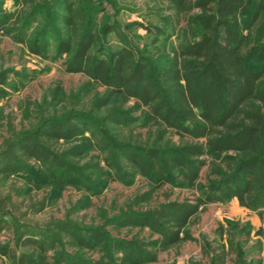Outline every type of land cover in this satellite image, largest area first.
<instances>
[{"label": "rangeland", "instance_id": "rangeland-1", "mask_svg": "<svg viewBox=\"0 0 264 264\" xmlns=\"http://www.w3.org/2000/svg\"><path fill=\"white\" fill-rule=\"evenodd\" d=\"M70 1L91 15L97 31L116 25L152 67H160L198 33L197 26L187 21L198 8L177 14L170 0ZM260 1L264 2L248 0L242 18L248 35L246 64L251 69L264 66L255 51L264 45V12L251 22ZM63 14V0H0V150L14 133L33 132L44 119L81 115L70 120L76 129L69 137L52 144L68 166L48 171L34 165L29 172L7 179L15 187L23 186L24 197L46 196L44 211L28 214L25 220L68 221L92 231L91 246L60 235L56 250L63 253L61 264H208L221 247L232 256L241 252L246 264H264V206L248 209L235 198L210 203L190 217L185 238L166 249L147 224L131 221V215L164 202H193V189L181 182L174 169L164 183L156 184L123 155L131 143L146 138L152 142L158 128L145 119L142 108L131 112L132 98L114 96V102L97 107L95 102L106 87L84 73L64 70L66 55L56 50L65 33ZM98 41L93 50L99 57L121 45L114 31L100 34ZM34 44L40 55L31 49ZM109 109L119 116L118 122L107 119ZM167 138L182 140L172 129L163 133V140ZM203 158L200 180L205 184L211 156ZM228 158L234 163L236 156L230 153ZM6 185L0 184L1 189L6 190ZM7 237L6 231L0 232V245ZM0 264H11L1 252Z\"/></svg>", "mask_w": 264, "mask_h": 264}, {"label": "trees", "instance_id": "trees-1", "mask_svg": "<svg viewBox=\"0 0 264 264\" xmlns=\"http://www.w3.org/2000/svg\"><path fill=\"white\" fill-rule=\"evenodd\" d=\"M170 1L177 14L198 8L187 18L198 33L160 67L149 65L116 25L97 31L91 15H85L70 0H63L65 33L56 47L59 55H66V72L84 73L106 87L95 102L97 107L114 102V96L132 98L131 112L142 108L145 119L158 128L152 142L146 138L131 143L123 153L126 159L156 184L164 183L174 169L181 182L193 189V202L168 201L131 215L132 222L147 224L158 234L162 249L182 241L190 217L210 203L235 198L248 209L264 206V66L251 69L246 64L248 35L242 18L249 2ZM262 12L264 2L260 1L251 22ZM111 31L116 33L120 47L107 57L97 56L93 48L100 34ZM31 49L38 55L42 52L35 44ZM255 51L264 64V45ZM112 110L106 117L116 123L119 116L115 117ZM79 118L81 115L44 119L35 131L14 133L1 147L0 184L7 185L6 190L0 187V232L6 231L8 237L0 252L11 264H61L63 253L56 250L60 235L84 246H91L95 238L91 230L82 231L68 221L38 224L25 220L28 214L44 211L46 196L24 197L23 186L6 182L12 175L29 172L34 165L48 171L65 166L67 162L54 152L52 144L68 138L76 129L70 120ZM168 129L182 140H163ZM230 153L236 156L234 163L228 158ZM204 154L211 156L205 184L200 180V170L206 164ZM234 254L221 247L209 257L208 264H246L241 252Z\"/></svg>", "mask_w": 264, "mask_h": 264}]
</instances>
